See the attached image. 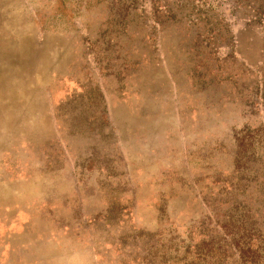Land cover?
Instances as JSON below:
<instances>
[{"label":"rangeland","instance_id":"1","mask_svg":"<svg viewBox=\"0 0 264 264\" xmlns=\"http://www.w3.org/2000/svg\"><path fill=\"white\" fill-rule=\"evenodd\" d=\"M0 264H264V0H0Z\"/></svg>","mask_w":264,"mask_h":264}]
</instances>
